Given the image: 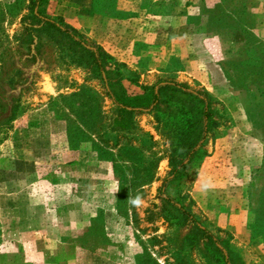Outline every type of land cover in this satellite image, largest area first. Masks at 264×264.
I'll list each match as a JSON object with an SVG mask.
<instances>
[{
	"label": "rangeland",
	"instance_id": "1",
	"mask_svg": "<svg viewBox=\"0 0 264 264\" xmlns=\"http://www.w3.org/2000/svg\"><path fill=\"white\" fill-rule=\"evenodd\" d=\"M28 2L0 0L3 63ZM46 13L130 72L128 92L172 80L210 96L204 157L166 195L264 264V0H48ZM24 72L0 118V264H216L156 196L168 143L151 118L134 117L152 145L132 150L140 135L104 129L110 102L81 68L47 48Z\"/></svg>",
	"mask_w": 264,
	"mask_h": 264
},
{
	"label": "trees",
	"instance_id": "2",
	"mask_svg": "<svg viewBox=\"0 0 264 264\" xmlns=\"http://www.w3.org/2000/svg\"><path fill=\"white\" fill-rule=\"evenodd\" d=\"M28 1L27 13L20 19L12 44L4 49L8 63L0 60V118L4 117L7 122L13 118L16 95L27 79L24 71L40 63L47 48L52 49L98 83L111 106L110 121L104 129L113 134L140 135L139 147L130 145V149L150 148V137L135 126L134 117L151 118L168 143V170L157 188V198L163 207H171L176 212L187 236L216 264H243L239 255L231 250L229 239L211 233L190 211L191 202L185 196L177 202L166 195L167 186L181 181L189 167L204 157L207 138L218 121L210 96L202 89H192L172 80H156L150 85L138 86L137 93L128 92L123 81L130 72L121 70L122 66L75 29L50 17L46 13L48 0ZM153 168L154 164L151 170Z\"/></svg>",
	"mask_w": 264,
	"mask_h": 264
},
{
	"label": "crops",
	"instance_id": "3",
	"mask_svg": "<svg viewBox=\"0 0 264 264\" xmlns=\"http://www.w3.org/2000/svg\"><path fill=\"white\" fill-rule=\"evenodd\" d=\"M157 21H164V19H162V17H157L154 20H150V25L148 24L149 29H147V33L146 34L149 36L150 40L155 39L156 35H157L156 33H158L154 29V24L155 23L158 24ZM160 23H162V22H160ZM121 24H123V22ZM145 25L147 26V23H145Z\"/></svg>",
	"mask_w": 264,
	"mask_h": 264
},
{
	"label": "clouds",
	"instance_id": "4",
	"mask_svg": "<svg viewBox=\"0 0 264 264\" xmlns=\"http://www.w3.org/2000/svg\"><path fill=\"white\" fill-rule=\"evenodd\" d=\"M135 203H139V200L135 201Z\"/></svg>",
	"mask_w": 264,
	"mask_h": 264
}]
</instances>
